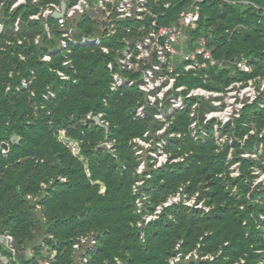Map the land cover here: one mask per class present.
I'll use <instances>...</instances> for the list:
<instances>
[{
  "label": "trees",
  "instance_id": "1",
  "mask_svg": "<svg viewBox=\"0 0 264 264\" xmlns=\"http://www.w3.org/2000/svg\"><path fill=\"white\" fill-rule=\"evenodd\" d=\"M15 1L0 0V145L10 144L7 156L0 152V222L8 219L4 231L14 237L19 263L39 264L50 247L58 252L54 264H171L180 253L175 264H258L261 259L264 264V184L252 188L258 177L254 172H264V91L239 118L220 128L232 145L219 147L213 136L215 120L206 124L212 134L195 141L188 129L193 120L189 112L169 118L168 131L158 135L163 124L154 117L157 107L147 104L136 85L111 90L121 44L110 43L105 53L99 46L71 43L67 51L43 61L44 53L58 47L61 32L55 18L36 20L31 15L62 0H26L13 8ZM165 2L171 9L155 25L177 23L191 0H160ZM197 9L200 20L192 37L205 38L214 58L228 63L212 67L204 61L211 71L206 82L204 73L186 74L182 82L225 92L238 79L264 80V0H203ZM87 23L79 25L77 39L94 35L96 25ZM243 56L250 60L249 74L232 65ZM23 79L28 80L26 87ZM142 104L147 105L145 119L133 113ZM204 105L198 110L202 124L204 112L215 108L210 101ZM95 116L108 123V133ZM148 131V140L167 142L170 160L158 169L148 162L140 175L142 158L136 155L134 139ZM13 135L19 142L11 141ZM71 145H77L78 155ZM259 145L263 152L257 157H243ZM177 158L185 160L174 162ZM235 163L238 176H232ZM139 178L144 184L134 193ZM180 189L189 198L197 193L195 205L182 200L150 222L143 219ZM201 202L205 207H197ZM81 236L96 238L95 248L86 250V262L74 247ZM28 248L34 253L30 260Z\"/></svg>",
  "mask_w": 264,
  "mask_h": 264
},
{
  "label": "built area",
  "instance_id": "2",
  "mask_svg": "<svg viewBox=\"0 0 264 264\" xmlns=\"http://www.w3.org/2000/svg\"><path fill=\"white\" fill-rule=\"evenodd\" d=\"M202 1L191 0V3L180 11L177 23L169 25H155L159 19H165L166 12L171 9L169 2L161 5L160 0H62L61 4L49 3L40 13L32 14L31 19L37 20L40 17L48 19L51 16L57 20V27L61 32L58 47L44 53L43 61H50L53 55L67 51L71 43L77 46H99L105 53L110 52V43L113 45L121 44L122 47L116 51L119 72L114 73L111 90L117 91L125 86L136 85L145 95L147 104L157 107L154 117L163 124L162 129L157 130L158 135L168 131L172 123L169 118H173L178 113L189 112L186 114L193 119L188 125L192 137L195 141L200 138L205 140L212 134L206 129V124L215 120L213 136L219 147H222L225 143L232 145V140H227L222 136L220 128L234 117L239 118L243 108L258 98L260 93L264 91V80L260 78H250L245 81L238 79L228 86L225 92L209 90L202 86L189 88L186 83L182 82L186 74L192 73L193 75L204 73V81L206 82L211 72L209 65L225 67L228 63L225 59L218 61L214 58L213 49L208 46L205 38L195 40L192 37V32L197 28L200 20V11L197 9V5ZM25 2L26 0H16L12 7L15 8ZM34 2L42 3V0H34ZM63 3L66 4V7L62 15L57 18L55 14L62 11ZM87 22L95 24L97 30L94 35H84L77 39L74 33L80 31V24L87 26ZM18 24L17 21L16 30L19 29ZM44 26L51 38L50 25L46 22ZM3 28V24L0 22V33L3 32ZM147 29V33L144 34ZM136 33L143 36L136 38ZM120 34H124L121 40L118 39ZM204 61L209 62V65ZM69 63L70 60L64 62L65 65H69ZM232 65L239 73L249 74L252 72L250 60L244 56L233 62ZM109 67L112 69L111 63ZM61 75L65 79L68 78L62 73ZM133 75L135 78L131 77ZM258 81L261 82L258 83ZM27 84L28 80L23 79L22 85L26 87ZM191 101L193 104H190ZM205 101H210L215 108L204 112L205 118L202 124L199 120L198 110L207 106L204 105ZM146 106V104H142L134 109L133 113L136 118H146ZM99 117L101 119V116ZM101 122L108 127L109 131L108 123L102 119ZM148 137L149 131L144 134L143 138L134 139L136 155L142 158L137 169L140 175L146 172L148 162L153 165V169H158L170 160V155L165 150L167 142L164 140L156 141L154 138L148 140ZM3 143L8 146L2 147ZM102 145L111 148L110 143ZM259 146L261 147V145ZM153 147H157V150L149 151ZM0 152L1 155L7 156L10 152V144L2 142ZM145 155L151 158L147 160ZM231 156L230 153L229 157L231 158ZM184 160L185 158L173 159L174 162H183ZM232 169V176L240 174L239 163H235ZM257 175L260 180L255 183V186L260 183L264 184V173L260 172ZM143 184L144 180L139 178L133 185L134 193H137ZM196 196H192L195 199L190 200L192 197L189 198L180 189L176 195L156 206L153 213L144 215L143 219L150 222L156 219L165 207L182 200L187 205L193 206L196 203ZM147 198L148 195L145 190L142 194L143 202ZM143 202L141 199L137 200L139 206ZM197 207H203L202 202ZM36 210L41 211L40 205H36ZM206 210L208 209L206 208ZM78 239V243L74 244L77 251L86 248L85 244L87 246V243L92 246L96 244L95 237L81 236ZM0 248H3L0 250V264H20L18 261L19 251L15 246L14 237L10 233L5 231L0 233ZM5 251H9L10 255H6ZM43 255L44 259L40 260L39 264H54L58 252L57 249H50L49 247L43 251ZM190 255H186V257L188 258ZM80 256L84 258L83 262L88 260L85 254ZM33 257L32 249L28 248L26 260ZM180 257L181 253L171 261V264L179 261Z\"/></svg>",
  "mask_w": 264,
  "mask_h": 264
},
{
  "label": "rangeland",
  "instance_id": "3",
  "mask_svg": "<svg viewBox=\"0 0 264 264\" xmlns=\"http://www.w3.org/2000/svg\"><path fill=\"white\" fill-rule=\"evenodd\" d=\"M254 110V109H253ZM62 133H64V131H62ZM73 143V142H72ZM67 145H68V143H67ZM70 147V146H69ZM71 150H72V152L74 153V154H76V155H78L79 154V152H78V147H77V145H75V146H73V145H71ZM262 148V149H261ZM232 151H231V153H234L233 151H234V149H231ZM262 153L263 152V145H261V147L260 146H258V147H255L254 148V150L253 151H248L247 153H244V155H243V157H245V158H247V157H249V156H251L252 155V157H257V155H255L256 153ZM232 157V156H231ZM237 168H238V166H236ZM257 173H260V170L259 169H257L255 172H254V174H257ZM262 173H264V172H262ZM236 174V173H235ZM260 180V177H257V178H255V180L253 181V183H252V188H255L256 186H255V183H257L258 181ZM197 195V193L195 194V196ZM195 199V197L193 198L192 197V199H190V200H194ZM193 202V201H192ZM203 207H205V206H203ZM90 238H93V236H90ZM85 247L86 248H82L80 251H75L76 253L78 252V254L79 255H83V254H85L86 255V250L89 248V249H94L95 248V245H90V244H88L87 243V246H86V244H85ZM56 249V248H55ZM263 259H261V261L258 263V264H263V261H262ZM238 264V263H237Z\"/></svg>",
  "mask_w": 264,
  "mask_h": 264
},
{
  "label": "water",
  "instance_id": "4",
  "mask_svg": "<svg viewBox=\"0 0 264 264\" xmlns=\"http://www.w3.org/2000/svg\"><path fill=\"white\" fill-rule=\"evenodd\" d=\"M65 7H66V4L63 3V4H62V11H61L60 13H56V14H55V17H57V18L60 17V16L62 15V13H63ZM94 120L96 121V124H97L98 126L104 128L106 131H108V127H107L106 125H104V124L101 122V119H100L99 116H95V117H94ZM11 141H12V142H13V141L19 142V138H18V136L13 135L12 138H11ZM7 146H8V145H7L6 143H3V144H2V147H7ZM7 220H8V219L5 218V219H3V220L0 222V233H2V232L4 231V225H5V223L7 222Z\"/></svg>",
  "mask_w": 264,
  "mask_h": 264
}]
</instances>
